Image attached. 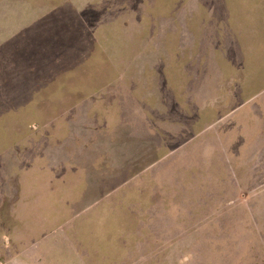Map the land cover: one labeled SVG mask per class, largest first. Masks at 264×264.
I'll use <instances>...</instances> for the list:
<instances>
[{
    "label": "crops",
    "instance_id": "0c3cea01",
    "mask_svg": "<svg viewBox=\"0 0 264 264\" xmlns=\"http://www.w3.org/2000/svg\"><path fill=\"white\" fill-rule=\"evenodd\" d=\"M161 18L180 26L178 16ZM66 26L51 15L0 20V263L132 262L133 248L157 244L145 234L157 230L100 223L103 195L121 185L123 195H244L245 184H264V14L242 48L255 73L246 95H213L218 64L207 50L181 49L179 30L113 37L109 94H99L98 75L85 94ZM152 40L167 46L143 47ZM89 100L107 106L69 112Z\"/></svg>",
    "mask_w": 264,
    "mask_h": 264
},
{
    "label": "rangeland",
    "instance_id": "374dc122",
    "mask_svg": "<svg viewBox=\"0 0 264 264\" xmlns=\"http://www.w3.org/2000/svg\"><path fill=\"white\" fill-rule=\"evenodd\" d=\"M263 14L264 0H0V20L31 15L64 18L67 31L62 37L68 38L69 46L74 43L78 48L85 69V94H92L91 83L98 75L99 94L105 97L109 94L107 62L113 37L121 38L122 32L135 37L177 30L186 37L181 40V49L195 48L202 56L207 50L205 58L218 64L223 80L217 82L212 75L213 95L250 94L253 59L242 48L251 46L252 21ZM171 16L180 18L179 27L161 18ZM158 17L162 23H157ZM57 38L60 36L52 37ZM115 42L117 47L118 40ZM148 42L154 43L153 48L167 46L152 40L145 41L143 47H152ZM135 54L138 59L139 51ZM149 55L154 59L156 50ZM93 67H99L100 73H94ZM94 106L107 105H92L89 100L69 112L91 113ZM59 111L53 109L51 115ZM39 122L36 128H40ZM132 122L140 126L139 120ZM153 127L149 119L150 134H154ZM37 139H41L38 144L45 143L43 136L37 135ZM122 190L123 185L116 188L115 195H103L100 223L156 229L145 234L149 238L156 234L158 239L147 251L133 248L132 262L124 264H264V184H245L244 195H123ZM135 200L141 202L142 211L133 207L138 206ZM104 205L108 206L102 209ZM128 208L137 213L130 215ZM81 222L80 218L75 221Z\"/></svg>",
    "mask_w": 264,
    "mask_h": 264
}]
</instances>
